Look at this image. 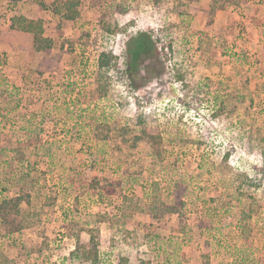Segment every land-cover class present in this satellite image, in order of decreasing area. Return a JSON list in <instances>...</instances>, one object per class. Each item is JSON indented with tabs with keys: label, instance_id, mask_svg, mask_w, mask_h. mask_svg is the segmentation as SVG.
<instances>
[{
	"label": "rangeland",
	"instance_id": "1",
	"mask_svg": "<svg viewBox=\"0 0 264 264\" xmlns=\"http://www.w3.org/2000/svg\"><path fill=\"white\" fill-rule=\"evenodd\" d=\"M77 1L0 53V264H264V3Z\"/></svg>",
	"mask_w": 264,
	"mask_h": 264
},
{
	"label": "crops",
	"instance_id": "2",
	"mask_svg": "<svg viewBox=\"0 0 264 264\" xmlns=\"http://www.w3.org/2000/svg\"><path fill=\"white\" fill-rule=\"evenodd\" d=\"M245 1V0H244ZM243 1V2H244ZM249 1V2H248ZM58 0H54L51 7L49 0H0V53L6 54L7 60L10 64H14L12 67V77L18 80V78L24 74L37 75L40 67V60L45 55L46 51L54 49V35H50L48 31L50 11L55 16L61 18V16L55 13V4ZM258 5L264 3V0H247V4ZM48 8L47 12L44 11ZM51 9V10H50ZM81 7L79 8V17L81 15ZM4 11L6 12L4 14ZM15 16H23L32 21L43 20L44 21V35L46 39L52 40L53 48L47 50H38L35 47L34 35L27 32H22L13 29L12 18ZM66 21V22H74ZM11 72V71H10Z\"/></svg>",
	"mask_w": 264,
	"mask_h": 264
},
{
	"label": "trees",
	"instance_id": "3",
	"mask_svg": "<svg viewBox=\"0 0 264 264\" xmlns=\"http://www.w3.org/2000/svg\"><path fill=\"white\" fill-rule=\"evenodd\" d=\"M81 6L80 1L77 0H60L55 4V13L62 17L64 21H73L77 19L80 15L79 8ZM13 29L31 33L34 35L35 47L38 50H47L53 48V42L50 39L43 37L44 35V21H32L23 16H15L12 18ZM104 56V55H102ZM151 139L156 141L155 137H146L145 134L139 137L137 140H147ZM91 248L87 246H82L76 249L73 253L75 254L76 260H81L90 264L99 263L98 246L94 244V240H91ZM82 250V251H81ZM81 251V254L79 252ZM119 264H127L126 259H122Z\"/></svg>",
	"mask_w": 264,
	"mask_h": 264
},
{
	"label": "built area",
	"instance_id": "4",
	"mask_svg": "<svg viewBox=\"0 0 264 264\" xmlns=\"http://www.w3.org/2000/svg\"><path fill=\"white\" fill-rule=\"evenodd\" d=\"M99 54H97V56H96V63H98L99 61H100V56L102 55L100 52H98ZM86 54V56L88 55V53H85Z\"/></svg>",
	"mask_w": 264,
	"mask_h": 264
}]
</instances>
